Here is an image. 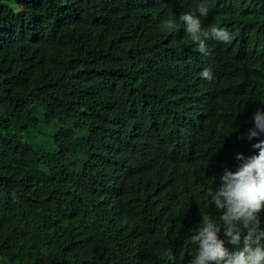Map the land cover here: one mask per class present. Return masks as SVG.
<instances>
[{
    "label": "trees",
    "instance_id": "trees-1",
    "mask_svg": "<svg viewBox=\"0 0 264 264\" xmlns=\"http://www.w3.org/2000/svg\"><path fill=\"white\" fill-rule=\"evenodd\" d=\"M215 1L231 39L201 53L178 17L204 0H0V264H189L264 111V0Z\"/></svg>",
    "mask_w": 264,
    "mask_h": 264
},
{
    "label": "clouds",
    "instance_id": "clouds-1",
    "mask_svg": "<svg viewBox=\"0 0 264 264\" xmlns=\"http://www.w3.org/2000/svg\"><path fill=\"white\" fill-rule=\"evenodd\" d=\"M213 5L221 8L236 6L230 0H216ZM196 11L199 15L181 13L178 19L184 25L185 32L198 44L201 53L205 52V41L209 38L223 43L230 41L231 35L226 28L209 25L202 29L200 17L206 18L209 13L206 0L196 5ZM173 27L174 21H168L167 28ZM200 75L208 80L213 79L209 69H204ZM252 119L255 126L249 129L246 139L249 142L254 138L259 140L252 145L258 154L248 157L237 154V170L225 169L220 176L219 186L207 189L210 203L222 211V215L216 221L208 214H202L201 225L186 240L196 246L189 264H264V229L260 228L259 220V213L264 210V139H259L264 134V111L258 108ZM212 182L216 183L215 177ZM221 227L230 244H243L240 250H226L225 241L218 235Z\"/></svg>",
    "mask_w": 264,
    "mask_h": 264
},
{
    "label": "rangeland",
    "instance_id": "rangeland-1",
    "mask_svg": "<svg viewBox=\"0 0 264 264\" xmlns=\"http://www.w3.org/2000/svg\"><path fill=\"white\" fill-rule=\"evenodd\" d=\"M52 131V128H46L39 125L35 129H32L30 132L26 133L24 138L28 142L41 146L45 151L52 152V146L50 143L51 138L49 137Z\"/></svg>",
    "mask_w": 264,
    "mask_h": 264
}]
</instances>
